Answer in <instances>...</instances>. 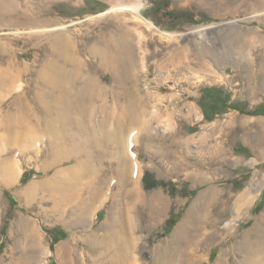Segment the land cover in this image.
<instances>
[{"label": "rangeland", "instance_id": "374dc122", "mask_svg": "<svg viewBox=\"0 0 264 264\" xmlns=\"http://www.w3.org/2000/svg\"><path fill=\"white\" fill-rule=\"evenodd\" d=\"M89 1L98 2L102 11L85 12ZM137 1L17 0L21 8L0 16V37L12 36L8 46L15 58L29 63V70L21 78L25 93L28 92L26 101L30 102L34 95L31 84L36 82L44 47L51 36L62 33L85 49L101 35L117 32L136 46L138 75L132 88L148 102V118H152L148 130L134 134L136 175L128 178L126 189L119 188L118 161H108L103 167L104 174L112 180L108 200L99 206L96 219L93 215L92 223L87 224L79 222L73 209L88 198L89 178L79 185L75 203L63 205L61 212L53 209L55 199L49 191H39L36 197L17 196L18 191H25L34 181L53 177L56 169L46 173L41 167L52 160L51 148L50 144L46 147L47 137L40 140L43 133L33 132L28 141L31 144L36 139L38 145L34 143L30 152L20 149L10 128L0 126V164L16 160L18 169L14 187L6 185L9 177L0 169V264H18L23 258L28 260L27 264H106V260L96 257L93 238L108 232L110 213L116 210L125 211V221L131 220L133 227L137 226V258L142 264H152L157 251L173 245L183 218L201 194H205L201 199L205 209L200 213L211 232L216 233L202 246L207 251L201 252L204 255L198 264H215L225 251L230 257L228 264H243L241 255L233 248L264 214V112L253 114L260 107L264 111V0H141V16L153 23L155 29L168 34H185L199 26L216 27L215 32L201 40L164 38L134 13ZM41 21L51 24L40 25ZM35 32L40 35L36 37ZM19 33L25 34L19 37ZM3 41L7 43V39ZM84 59L90 62L93 76L101 79L113 96V75L100 68L97 58L86 55ZM19 94L15 90L0 96L4 112ZM211 100L227 102L225 107L215 108ZM35 110L41 112L38 107ZM160 110L165 111L161 117ZM71 165L69 162L65 166ZM96 165L100 168V164ZM147 172L165 182V186L146 190L143 179ZM130 181L136 182L144 200L125 192L134 188ZM245 191L252 193L251 204L238 210L236 197ZM154 194L160 200L153 202ZM114 196L115 210L110 206ZM24 201L32 209L22 206ZM20 216L27 217L34 226L22 231ZM171 217L176 225L169 230ZM225 227L232 231L221 233ZM55 229L64 233L58 241L53 235ZM64 244L65 256L60 257L57 248ZM194 244L193 249L200 243L197 240Z\"/></svg>", "mask_w": 264, "mask_h": 264}, {"label": "bare ground", "instance_id": "6f19581e", "mask_svg": "<svg viewBox=\"0 0 264 264\" xmlns=\"http://www.w3.org/2000/svg\"><path fill=\"white\" fill-rule=\"evenodd\" d=\"M18 2L17 0H3L0 2V16L15 12L20 7ZM141 8L142 2L138 0L136 5L133 6V11L138 17L145 20L140 14ZM48 19L50 20V18ZM147 23L150 27L156 28L153 23ZM21 24L23 25V23ZM39 24L49 25L51 23L42 22ZM215 28V26H199L181 35L168 34L160 29L155 30L168 40L191 37L201 40L215 32ZM35 33L36 37L40 35L37 32ZM24 34L19 33L18 35L20 37ZM48 35L47 37H49ZM12 38L10 35L0 37V96L15 90L21 92V94L6 112L0 105V126L7 125L10 128L9 131L14 133L13 138L18 140V147L20 149L27 148V152H30V148L33 147L36 141L35 139L31 144L28 141L33 138V132L43 133L40 136V138H43L40 140L48 138L46 147L50 144L52 160L45 161L41 166L42 170L49 173L52 169H56L53 177L40 182L34 181L25 191H18L17 196L23 195L29 198V195L33 197L39 191H49L55 199L53 209L61 212L63 205L75 203L79 197V185L89 178L90 184L86 188L88 198L78 202V205L73 209V215L81 223H92V216L96 215L101 203L103 204L108 200L107 191L112 181L104 174L105 168L103 167L108 161H118L116 169L117 186L119 188L125 186L126 189L128 178H132L134 170L137 168V160L133 156L134 152H132L134 151V134L139 130H148L152 123L150 121L152 120L151 116H149L151 119L148 118V102L143 99L138 91L132 88L138 75L136 46L132 45V42L124 34L117 32L101 35L93 45L85 49L79 46L78 41L76 42L72 38L62 35V33L51 36L49 43L44 47L43 59L40 58L43 61L41 64L38 63L41 66L40 70L36 72V82L31 84L34 93V95L32 94V103L26 101L25 95L27 96L28 92L25 93V86L21 83V78L29 70V63L18 61L15 58L12 49L8 46V41H11ZM2 39H7V43L1 42ZM86 55L97 58L100 68L113 75L112 87L115 92L113 96L110 94V88L104 85L101 79L99 80L94 77L95 75L93 76L90 62L84 59ZM262 68L264 72V65H262ZM95 71L97 72V70ZM258 71H260V68ZM36 107L41 112H36ZM190 109L195 111L192 106H190ZM164 112L160 110L158 116L161 117ZM167 118L169 119V117ZM171 119L173 120V118ZM26 142L29 145L25 144ZM38 143L37 141L35 145H38ZM14 161H3L0 164V169L6 171V177H9L6 180L8 187H14L17 183L18 169ZM69 162H72L73 165L66 167L65 165ZM96 163L100 164V168L97 167ZM134 175L136 174L134 173ZM201 181L199 180L200 183ZM130 182L134 188L127 189L125 192L128 195L134 193L144 200L145 198L139 191L136 182ZM155 194L154 196L151 195L153 202L157 198L160 200V197L156 196L158 193ZM204 195H200V199L193 204L185 218H183L184 220H182L176 231L178 235L176 234L177 237L173 239V245L157 251L152 264H198L202 260L204 254L201 255V252L206 250L202 246H206L207 244H204L209 243L216 233L215 231V233L211 232L200 213V211L204 212L203 209H205L201 207V199ZM251 197L252 193L250 191H245L236 197L238 210L244 205L250 206ZM116 199L115 196L110 199L111 208H115ZM22 204L27 209H32L29 202L24 201ZM124 212L122 213L120 210L111 212L109 220L111 218L112 222L110 226L108 225V232L101 237L93 238L92 245L96 257L98 260H106V264H142L136 256L138 248L137 226L134 228L130 219L129 222L125 221ZM96 217L97 215L94 219ZM19 222L22 231L27 226L33 225L25 216H20ZM229 227H225L221 233H230L231 229ZM197 240L200 243L199 247L193 249L192 247L195 246L194 243ZM38 245L41 246V244ZM66 247V244H64L57 248L60 257L65 256ZM234 250L238 255H241L243 264H264V214L261 215L256 226L234 246ZM227 251L229 252L228 249ZM48 253H50L49 250ZM228 257L226 251L221 253L215 264H228ZM27 262L28 260L23 258L18 264H27Z\"/></svg>", "mask_w": 264, "mask_h": 264}, {"label": "trees", "instance_id": "16d2710c", "mask_svg": "<svg viewBox=\"0 0 264 264\" xmlns=\"http://www.w3.org/2000/svg\"><path fill=\"white\" fill-rule=\"evenodd\" d=\"M85 12H91V11H95V12H98V11H102V9L100 8V5L98 2L96 1H89L88 2V7L84 10ZM212 104L213 106L216 108L218 107L219 105H222V107H225V103L227 102V100H220L219 102L217 101H212ZM221 108V107H220ZM224 109V108H223ZM228 108H226L227 110ZM236 109H239V110H243L241 107H236ZM226 110L222 111L223 113H226ZM263 109L262 107H260L258 110H256L255 112H253V114L257 115V114H261L263 113ZM26 180V176L24 177L23 181ZM143 184L145 186V189L146 190H152L153 188H157L159 186H165V182H161L159 180H157L153 174H151L150 172H147L144 176V179H143ZM174 217V216H173ZM171 217V219L168 221V224H167V229L169 230H172L174 228V226L176 225V221H175V218ZM64 233L61 229H55L54 230V238H55V241H58V237L59 236H62Z\"/></svg>", "mask_w": 264, "mask_h": 264}, {"label": "water", "instance_id": "95a60500", "mask_svg": "<svg viewBox=\"0 0 264 264\" xmlns=\"http://www.w3.org/2000/svg\"><path fill=\"white\" fill-rule=\"evenodd\" d=\"M145 19V18H144ZM147 21V20H146ZM148 22V21H147Z\"/></svg>", "mask_w": 264, "mask_h": 264}]
</instances>
